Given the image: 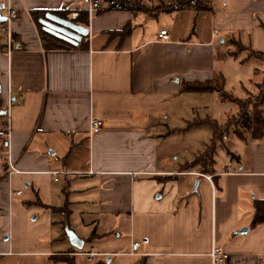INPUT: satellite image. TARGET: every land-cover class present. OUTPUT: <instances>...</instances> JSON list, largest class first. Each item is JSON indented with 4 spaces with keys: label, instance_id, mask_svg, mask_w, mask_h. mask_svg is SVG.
I'll list each match as a JSON object with an SVG mask.
<instances>
[{
    "label": "crops",
    "instance_id": "1",
    "mask_svg": "<svg viewBox=\"0 0 264 264\" xmlns=\"http://www.w3.org/2000/svg\"><path fill=\"white\" fill-rule=\"evenodd\" d=\"M10 1L18 18L11 48L0 32V124L12 100L17 172L9 174L8 146L0 139V257L213 264L217 245L229 255L224 264H264V225L252 227L255 201H264V139L234 136L244 151L212 175L175 163L171 139L187 129L181 125L189 112L208 111L199 125L223 124L238 112L216 93L185 92L187 84L225 82L234 99L254 91L260 63L242 64L245 53L233 58L232 41L264 56V0H211V11L157 16L110 9V1L121 0H99L98 11L89 10L90 0ZM137 1L151 9L175 0ZM42 11L70 18L86 12L88 25L78 24L89 30L86 46L47 49L33 16ZM5 15L0 6V25ZM162 30L169 41L159 39ZM92 119L104 125L93 138ZM69 207L82 210L84 230L67 227ZM70 232L82 248L70 242Z\"/></svg>",
    "mask_w": 264,
    "mask_h": 264
},
{
    "label": "trees",
    "instance_id": "2",
    "mask_svg": "<svg viewBox=\"0 0 264 264\" xmlns=\"http://www.w3.org/2000/svg\"><path fill=\"white\" fill-rule=\"evenodd\" d=\"M112 10H124L133 13L135 16L139 14H146L157 16L160 12L167 13L183 11L186 9H193L197 13L207 12L212 10L211 0H175L168 4H161L157 8H148L142 2L137 0H121L110 1ZM63 19H69L72 22L80 25H88V15L86 12L73 15L71 18L67 13L57 12ZM47 12H34L33 16L39 23L41 29V36L44 46L47 49H72L76 47H85L86 42L83 40L79 44H68L66 41L57 38V35L47 32L40 23V18H45ZM130 31L128 25L122 32L127 34ZM232 43L236 47L232 57L238 59L242 53L246 54L245 59L240 61L242 64L248 60L256 59L260 63V67L256 69V81L254 91L244 99H234L232 93L226 91L225 82L219 84L216 82H195L189 83L185 87V92L203 93L211 92L216 93L222 102L230 101L237 105L238 112L230 116L225 123H219L216 120L207 121L213 127V139L211 143L205 148L204 152L197 156L195 160L187 163L183 170H191L197 168L202 174H215V155L220 144L227 152L232 155L231 151L225 145V137L232 131L241 140L247 139L253 141H261L264 139V111L261 107L264 105V56L256 53L250 45H245L241 41L233 40ZM1 115V112H0ZM200 123H189V127L198 125ZM250 135V136H248ZM234 156V155H232ZM264 225V201L257 200L254 204V217L252 227ZM56 262L65 264H77L72 255L57 256L54 258ZM142 264V263H140Z\"/></svg>",
    "mask_w": 264,
    "mask_h": 264
},
{
    "label": "rangeland",
    "instance_id": "3",
    "mask_svg": "<svg viewBox=\"0 0 264 264\" xmlns=\"http://www.w3.org/2000/svg\"><path fill=\"white\" fill-rule=\"evenodd\" d=\"M168 4V3H164ZM158 7V6H157ZM155 7V8H157ZM264 106V105H263ZM263 106L261 109L263 110ZM264 111V110H263ZM208 111L205 109L196 110L195 112H189L188 113V122L184 125H181V127L187 126L186 130H184V133H179L176 136H172V148L177 153L178 160L174 161L179 163H187L192 162L195 160L197 156L202 154L205 150V148L211 143L213 139V127L209 123H204L202 125H193L192 127H189V122L193 123H199L200 118H207ZM229 138H226L228 137ZM235 133L233 131L228 134L225 137V145L229 150L231 151L232 155H230L227 150L224 149L222 144L219 145L217 149V153L215 155V161L216 163V170L223 171L226 168H229V166L233 165V163H236V155L238 152L244 151V143L235 138ZM250 136V135H248ZM228 139V140H227ZM240 139V138H239ZM249 140V139H248ZM83 207V206H82ZM81 207V209H82ZM80 208L77 207H69V210L71 211L68 215H66L69 219L66 222L67 227L71 224L74 225L75 229L78 230H84L86 228L85 224L83 223V214L82 210H79ZM88 223V219H87ZM90 228V227H89ZM73 231V230H72ZM115 237L118 235L113 234ZM116 243L118 242L117 239ZM115 240H113L115 242ZM55 240L53 241V243ZM108 241H104L103 243H107ZM61 245L59 244H53V250L59 249ZM101 248V247H100ZM89 250L98 252L99 249L96 248H89ZM108 250L107 246H102L101 251ZM109 258V257H108ZM61 259H59L60 262ZM106 258L105 260L102 257H96V260L93 263H88L86 259L83 258H77V264H106ZM59 262H56L53 260L50 256H42V255H22L19 256L17 254H7L5 256L0 257V264H59Z\"/></svg>",
    "mask_w": 264,
    "mask_h": 264
},
{
    "label": "built area",
    "instance_id": "4",
    "mask_svg": "<svg viewBox=\"0 0 264 264\" xmlns=\"http://www.w3.org/2000/svg\"><path fill=\"white\" fill-rule=\"evenodd\" d=\"M0 6L3 10L6 11V15L3 16L4 20H2V23L0 25V32L3 33L7 38L8 46L10 47V44L12 42L11 38V24L13 21L17 20L18 18V12L16 9L12 8L11 1L10 0H0ZM102 8V3L99 0H90L89 1V10L90 11H98ZM217 35V32H215V36ZM159 39L163 42H167L170 40V34L167 30H162L159 33ZM11 48V47H10ZM11 108H12V100L9 101L7 112L4 116V120L0 124V139H3L6 141L8 150L6 151V155L4 157V163L8 167L9 174H14L17 172V169L15 167L14 161H13V155L10 147V143L12 140V118H11ZM104 125L101 120L92 119L90 123V130H89V136L91 138L97 136L101 133L103 130ZM55 176H59V173H54ZM208 181L211 182V177H206ZM58 181V177L55 179ZM21 193H17L19 196ZM140 245L134 244L132 246V252L135 253L139 250ZM94 255L91 254V257ZM211 257L213 260V264H224L228 258L229 255L224 251V249L220 246H214Z\"/></svg>",
    "mask_w": 264,
    "mask_h": 264
},
{
    "label": "water",
    "instance_id": "5",
    "mask_svg": "<svg viewBox=\"0 0 264 264\" xmlns=\"http://www.w3.org/2000/svg\"><path fill=\"white\" fill-rule=\"evenodd\" d=\"M43 24L48 32L53 33L58 37L67 39L73 44L81 42L85 37L89 35V30L86 27L80 26L70 20L63 19L53 14H47L46 20L43 21ZM197 184L198 183H196V185ZM69 238L70 242L76 248H82V241L78 239V237H76L74 233L70 232ZM108 260V262H110V259Z\"/></svg>",
    "mask_w": 264,
    "mask_h": 264
}]
</instances>
